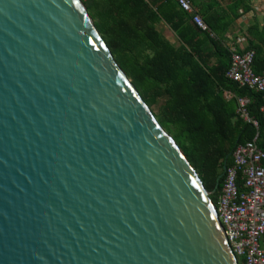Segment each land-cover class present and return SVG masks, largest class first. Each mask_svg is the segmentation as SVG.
Returning <instances> with one entry per match:
<instances>
[{
	"label": "water",
	"instance_id": "95a60500",
	"mask_svg": "<svg viewBox=\"0 0 264 264\" xmlns=\"http://www.w3.org/2000/svg\"><path fill=\"white\" fill-rule=\"evenodd\" d=\"M0 264H238L81 0H0Z\"/></svg>",
	"mask_w": 264,
	"mask_h": 264
},
{
	"label": "trees",
	"instance_id": "16d2710c",
	"mask_svg": "<svg viewBox=\"0 0 264 264\" xmlns=\"http://www.w3.org/2000/svg\"><path fill=\"white\" fill-rule=\"evenodd\" d=\"M81 1L115 62L151 112L156 109V121L183 151L216 205L224 161L228 166L233 148L255 135L235 114L234 100H224L222 91L248 99V117L256 121L264 143L261 95L224 78L229 53L220 44L230 22L248 10V0H227L226 11L189 0L215 39L194 27L173 0ZM158 23L174 35L176 46L156 30ZM246 35L243 50L253 51L251 68L259 74L264 70V29L252 24ZM203 45L210 49L202 50ZM238 185L242 187L240 178Z\"/></svg>",
	"mask_w": 264,
	"mask_h": 264
},
{
	"label": "built area",
	"instance_id": "2783aa9c",
	"mask_svg": "<svg viewBox=\"0 0 264 264\" xmlns=\"http://www.w3.org/2000/svg\"><path fill=\"white\" fill-rule=\"evenodd\" d=\"M177 8L190 17L191 24L201 32L207 26L191 7L189 0H173ZM241 42L237 39L236 43ZM224 78L261 95L259 107L264 124V70L254 74L251 68L252 50L238 51L231 42ZM222 97L234 100L235 114L255 130V135L237 144L231 153L232 161L226 166L216 212L228 245L238 264H264V143H260L257 123L248 117V99L236 97L230 91H222ZM238 178L242 187L238 185Z\"/></svg>",
	"mask_w": 264,
	"mask_h": 264
},
{
	"label": "crops",
	"instance_id": "0c3cea01",
	"mask_svg": "<svg viewBox=\"0 0 264 264\" xmlns=\"http://www.w3.org/2000/svg\"><path fill=\"white\" fill-rule=\"evenodd\" d=\"M196 3L209 5L212 8L220 9L226 11V6L228 5L227 0H212L215 6H212L211 0H195ZM248 10L241 13L238 17L233 19L226 33L222 36V41L220 44L226 49L227 45L231 42L238 51H242L247 43L248 37L246 35V29L252 24H256L258 28L264 29V0H248L247 1ZM240 12L238 9L237 13ZM200 17V16H199ZM208 37L215 39L214 35L208 30ZM237 39H241V42L236 43ZM210 49L209 45H203L202 50L208 51ZM212 63V59H210Z\"/></svg>",
	"mask_w": 264,
	"mask_h": 264
},
{
	"label": "rangeland",
	"instance_id": "374dc122",
	"mask_svg": "<svg viewBox=\"0 0 264 264\" xmlns=\"http://www.w3.org/2000/svg\"><path fill=\"white\" fill-rule=\"evenodd\" d=\"M156 30L161 34V36H163L166 40H168L170 42V44H172L173 46L177 45V41H176L174 35L169 31V29L166 27V25H164L163 23H158L156 25ZM152 112L155 114L156 109L153 108Z\"/></svg>",
	"mask_w": 264,
	"mask_h": 264
}]
</instances>
